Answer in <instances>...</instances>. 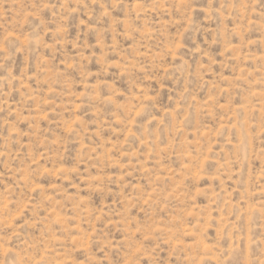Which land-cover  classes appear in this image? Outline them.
<instances>
[{"label":"rangeland","instance_id":"374dc122","mask_svg":"<svg viewBox=\"0 0 264 264\" xmlns=\"http://www.w3.org/2000/svg\"><path fill=\"white\" fill-rule=\"evenodd\" d=\"M0 264H264V0H0Z\"/></svg>","mask_w":264,"mask_h":264}]
</instances>
